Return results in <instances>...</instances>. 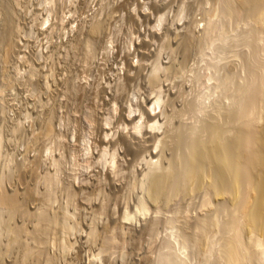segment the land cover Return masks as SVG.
Instances as JSON below:
<instances>
[{
  "label": "rangeland",
  "instance_id": "374dc122",
  "mask_svg": "<svg viewBox=\"0 0 264 264\" xmlns=\"http://www.w3.org/2000/svg\"><path fill=\"white\" fill-rule=\"evenodd\" d=\"M227 2L226 0L225 1L224 0H48V2L46 0H0V55H1L0 59L3 61L2 62L0 60V143H1V146H0L1 147L0 148L1 149L0 150V153H1L0 154L1 155L0 156V159H1L0 161V191H2L1 193L4 192L3 195L5 194V197L7 199L13 200L16 197L17 198L19 197L18 200L17 198L15 199L16 202L14 201L18 206V211L15 212V215H12L13 217L12 216L9 217L10 215L8 216V214L10 213L7 211H4L5 212V215H4L3 212H1L4 209L0 211L2 215L4 216L3 217L0 213V216L4 218L3 219L2 217H0L1 218L0 219V235L1 236L3 235V238L0 237L1 238L0 239V257H1L0 264H36V263L37 264H49V263L50 264H156L155 258L157 259V256H158L157 250H159L162 244L161 242H163L161 240H163L164 234L162 235V233H164L165 225L162 224L164 226L162 227L161 225L160 227V225L158 224L160 228L159 227L157 228L158 225L156 226V228L155 227L154 228L157 230L158 229L160 230L159 231L155 229L152 230L151 227L149 226V221L151 218H157L158 221H161L163 223L164 221H166L164 219H167V217L169 218L168 215H170V218H171V214L172 216H174L173 211L175 209H179V206L178 208H175V206L178 205L177 203L180 201L179 199L181 197L176 199L178 200V202H175V199L174 200L170 199L168 201L169 204L164 201L161 204L156 203L159 206L152 203V201L151 203L149 202L150 204H154L152 205V210H151V212L153 211L152 212L153 215L151 212H149L150 215L148 214L149 216H146L147 217L146 219L145 218L142 219L140 226L139 224H136L134 222H127V221H123V219L118 218L120 217V215H118L120 214L119 212L122 211V210L121 211H118V210L124 209L125 203L127 202V200L126 202H124L123 200L124 196H126L127 193H129L128 192L130 190L129 188H131L133 180H135L134 178H136V176L134 177V175H129V176L128 175H124V176L117 175L116 177H110L111 179L107 181V179H105L102 175H98L99 173L97 172L100 171L98 170L99 167H97L98 166L97 164H95L96 166L93 164L95 163V160L97 158L96 154L99 153L100 151V149L98 148L99 146L98 140L104 139L103 136L107 132L108 136L111 135V137H112V134L114 133L113 138L109 139L110 142L112 140L117 141L119 137L126 132V130L123 129L124 120L121 114H122V111L123 112L125 111L123 109L127 108V105L130 101L128 99H131L132 97V90H129V88L130 89H133L134 87L137 88L136 90L139 91V92L137 91V94L139 97L137 99L138 101L137 104L140 103L141 106L142 105L144 107L147 106L143 104V100L145 98L152 99L153 97L152 93L150 92L152 90L150 78L153 73V69L155 67H158L161 70V71H156L155 74L157 75V78H160L158 80L161 85L159 84L160 87L158 86L157 89L160 88L162 91V96H161L162 97L161 99L163 102L162 107H164V105L166 104L164 108L161 107L162 110L157 109V112H159L160 110L163 111V112H160V114H158L160 118L159 122L161 126H163L162 129L159 131L160 135L164 136L166 134V138H167V136L171 135L172 133L171 135L172 139H170L171 137L169 139L172 141L176 140L175 143L177 145L180 141L179 138L182 137L183 134H185L183 136L188 137L189 139V135L191 134L193 129L199 128L204 122H206L207 120L211 118V116H213L212 114H216V112L219 111L221 115L220 119L222 120V122L224 121L225 119L224 116L226 115V111L227 109H230V106H229L230 102L228 101V99H226L227 96L224 97L223 93L225 95H228L229 93H231V95L229 94L228 97L229 96L235 97L236 96L235 93L237 92V87H239V85L241 84H244V81H246L247 79L249 68L252 66V64H254V62H255L254 65H256V61L254 60L255 59L257 60V58L258 60L260 59L264 60V51H263L264 49H262L264 48V45H263L264 42H260V41H263L264 38L259 37L262 35H258L257 25L252 19L250 20L248 16H241L237 18L233 17L230 19V17L228 15H225V12H224L225 10L224 6L227 5ZM45 3H47L48 5ZM159 5L162 7V10L160 9L162 13L161 11H158L160 8ZM44 6H46V8ZM219 9L223 11H220ZM216 11H219V12L216 13ZM47 14L49 15L48 17H47ZM161 14H162V18L164 19L160 24H158L157 20L159 16H161ZM46 17L48 18L49 21L45 23V25H43L44 24L43 19L45 20ZM244 18L246 21H244ZM210 20L215 21L216 26L220 28V29L218 28L217 29L219 30V33L221 34V36L224 37L222 40L220 41L215 40L214 42L211 41L212 42L211 43L206 38L204 34L205 33L204 25L206 24L205 22H209ZM95 25H99L98 30H97L98 32L97 31L93 32L92 27H95ZM227 25H228V28H227ZM203 28L204 30H202ZM225 30H228L230 33H228V31H225ZM4 34H6L5 38H4ZM202 34L204 35V37ZM247 34H250V35L248 36ZM11 37H13V39H11ZM187 37H189L191 40L187 41L188 39ZM252 37L254 40L252 39ZM259 38L260 40H257ZM204 39H207L208 41ZM87 41H89L90 43ZM239 41H242V42H239ZM187 42L189 43V45ZM93 44H96V45H93ZM202 45L204 49L202 48ZM254 45L258 47H254ZM186 47H188V49ZM224 47H225V50H224ZM9 48L10 50H8ZM94 49L95 51H93ZM185 49H187V51ZM204 50L206 51L204 52ZM11 52H13L12 55H11ZM94 52L96 53V55ZM220 52H222L223 54ZM106 56L107 58L105 59ZM93 57L95 58L97 57V58L95 59ZM86 59L87 60L89 59L88 62ZM92 60L93 62L91 63ZM129 62L130 63L133 62L132 63L133 67L141 68L140 72L142 73L140 75L143 74L141 79L136 78L135 81L130 84L125 82L126 84L125 87L120 88V90H118L117 92L113 91L112 89L113 87L111 86H115L117 83H119V81H117L118 75L121 74L119 76L123 77L122 75L123 70H126V71L128 70L127 66L129 65ZM211 63L213 64L211 65ZM122 65L124 66L122 67ZM217 65H218V69L220 72L218 71L217 73L216 71V74H215V68L217 67ZM180 66H182V68ZM247 66L249 68H247ZM166 72H168V74ZM206 73H208V75ZM224 73L227 77L224 75ZM30 74H32V77ZM131 74L133 75L134 73H131ZM165 74H166V77H165ZM114 77H116L117 79ZM167 77H169V79ZM210 77H211V80H210ZM215 77L218 81H220L219 83L215 79ZM242 77L244 79H242ZM212 78H214L213 81H212ZM114 80L116 81V83ZM222 82L225 83L223 85L226 88L224 86L223 87L225 88L226 93L224 92V88H222L223 89L222 93H220L221 91L218 90L220 92H216L215 94H213L211 99L206 101L207 104L205 103L206 106L204 105L203 110L201 111L202 107L200 106H202L203 104L202 102L204 101V98H206L207 96H210V94L214 92V88L216 87V85L220 86V83L222 84ZM236 82L237 83L239 82L238 83L239 85H237ZM128 85H131V86H128ZM126 89L128 91V95H127ZM111 96H114V97H111ZM111 100H112V103H111ZM124 102H126V104ZM107 105H109V107ZM207 105L209 106L207 107ZM121 106H123V109ZM227 106L228 108H225ZM165 108H166V111L164 110ZM189 109H190V112H189ZM187 112H189V114ZM162 113H163V116H162ZM137 114L139 115V113ZM121 116L122 118H120ZM203 118H204V121H203ZM107 119H110V120H107ZM108 121H111L112 124H110L111 122H108ZM119 124H121L122 126ZM192 124H194L193 125L194 128ZM105 125H106V128H105ZM189 127H191L192 129L191 128L189 129ZM186 128H188L189 130ZM107 129H110V130H107ZM180 132H181V135H180ZM176 133L178 134L177 135L178 137L176 139H173L176 137ZM173 135H175V137H173ZM166 138H164L165 140L163 139L164 142L168 140ZM188 139L186 138L185 140H183V142L184 141L187 142ZM86 140L89 141L87 144L88 146L86 145V142H85ZM170 140L165 142V143H168V147H166L168 151L171 150L168 152L170 155L167 153V149L165 150L163 154V156H165V159L169 157L172 158L173 155H174L173 158H175L178 154L177 153L178 151H180L179 153H182L183 151L181 150H184L183 149L184 146L181 144L182 140L180 142V145H182L180 146L182 148V149L180 148L181 150H178L179 147L176 145H173L175 143ZM93 142L97 144H94ZM112 142H115V141H112ZM164 142L161 145L162 147L159 146L161 150L163 149V145L165 144ZM147 145H151V144L146 143V147ZM121 147L123 146H118L119 148L118 151L120 153H122L124 150L123 149L124 147L123 148ZM86 148H88L87 149L88 151H85ZM90 148L92 149V151ZM43 150H45L46 152L45 151L43 152ZM171 152H174V153L171 154ZM87 153L89 154V156ZM84 158L87 159L86 163H85L86 160H84ZM88 160L89 162L90 161L91 162L88 163ZM40 161L42 164L40 163ZM87 163L90 165L92 164L91 168L89 167L90 168L89 170L86 169V167L90 166ZM1 166H4V168ZM16 166L17 168H15ZM83 167L86 169V171H84L85 169ZM39 168L42 169V171H38L40 170ZM96 168H97V172H96ZM3 172L4 174H2ZM22 173L23 175H21ZM53 174H55L57 177L54 176ZM14 175H16L17 177ZM45 176H48L47 178L50 177L49 179L53 178L56 180L57 178L58 182L57 180L56 182L59 183L57 186L58 187L61 186L60 187L61 189L63 188L70 189L71 187V191H72L73 186L77 187V190L75 191H78V194H76L77 197L75 196L77 199L74 198L75 200L74 204H76L75 206L78 209L77 213L76 212L75 213L78 214L79 212L78 216L80 217L79 219L76 220L77 221L76 224L80 228V230L82 229L81 231L83 232L79 231L75 233L76 236H73V237L70 236L68 243L70 242L69 243V245H71L70 250L72 251L69 250L68 254L66 255L68 258L64 254L62 255L63 253L62 251L61 253L59 252L60 248L59 250H57L58 249L57 247L59 245L58 243H54L53 241L55 240V236L52 233V232L55 233V229H53L55 227V224L53 223V221L51 223V225L54 224L53 226L49 225L50 223L49 220H47L48 222L46 224H45L46 221L43 222L45 226V227L43 226L45 231L44 230L42 231L40 229L36 230L37 226H36L35 218H38L39 216H41L40 214H42L43 212L46 213V211H48L47 213L50 214V212L52 211L55 212L56 210H57L56 213L53 212L50 214L51 217L55 218L54 214L56 215L60 214V212L58 213V210L60 211V208H59L60 206H58L59 201L55 199L54 204L52 203L51 205V202L47 200V197L43 194L45 193V184H44L45 181L44 180H47ZM99 176H101V178ZM97 177L101 179V182L99 181L100 179ZM104 181L109 182V183H106V182L103 183ZM112 183L113 185H111ZM129 183L131 185L130 187H129ZM36 187H37V190H36ZM76 187L74 189H76ZM97 188H100V189H97ZM119 188L123 189V191L122 190L119 191ZM96 189H97V192L95 193ZM124 191L125 192L127 191L126 194ZM99 193L101 196L97 197V194L99 196ZM122 193L125 195H122ZM31 195L34 197H32ZM118 197L121 199V201ZM91 198H94V200ZM45 200L47 201L48 206L46 205ZM182 200L183 201L187 200V201L183 202ZM182 200H181L182 202H181L180 207L183 206L182 203H187L189 201V199L187 198L186 199L183 198ZM17 201L20 203L18 204ZM170 201H172L173 203ZM128 202L130 203V206L131 205L133 206V200L132 201L128 200ZM160 202L161 201H159V203ZM22 203H24V205ZM38 203L41 208L38 206ZM98 203L105 206L104 209L106 210L103 209V211L104 213H106V215H103L101 218L98 219L99 221L101 220L100 223L99 221H96L95 223V225L96 224L97 225L95 226L94 230L98 232V233L95 232V240L93 241L91 239L87 240V235L89 237V234L87 233H89L90 228L93 227V226H90V227L88 226L92 224L91 220H89L88 214L89 213L91 214L92 212H93L92 214H94L96 212L95 210L98 211L99 208L103 207L99 205ZM114 203L115 205H113ZM164 203H166L169 208ZM106 205L107 206L109 205V206L106 207ZM51 206H52V209H51ZM163 208L165 209L167 208V209L163 210ZM40 209L43 212H41ZM157 209H159L160 211ZM170 209L171 210L173 209V210L171 211ZM156 210L160 212L161 214H159L158 212L156 213L155 212ZM117 211H118V214H116ZM44 213L42 215L47 216V214L44 215ZM154 214H156L157 216ZM161 215L163 218L161 217ZM5 217L6 218L9 217V218H7L6 220ZM25 218L27 219L25 220ZM46 218L50 219L49 217H46ZM109 218H112V219L110 220ZM159 218L162 219L163 221L159 220ZM9 219L12 221H10ZM119 219H120V222L122 220L123 223L118 222ZM148 219L149 221H147ZM33 222L35 223V226ZM2 223H3V226H2ZM27 223L29 224L27 225ZM79 223L80 224L82 223L83 225L82 224L79 225ZM125 223L126 225L124 226L123 224ZM142 223H146V225L145 224L143 225ZM112 224L113 226H115L114 228L110 226ZM130 224L132 227L130 226ZM10 226H12L11 227L12 230ZM106 226L108 229L106 228ZM126 226H128L130 230ZM148 226L150 229L148 228ZM3 228H4V231L2 230ZM30 228H32V230ZM109 228H110V231H107L109 230ZM113 229H116V230L113 231ZM6 230L8 231L6 232ZM35 231H38V232L40 231L39 233L40 235L38 236L37 234L38 232L36 233ZM79 233L80 235L77 236V234ZM47 234L48 235L50 234V235L48 236ZM113 235L115 237L114 242H112ZM17 236H20V237H17ZM31 236H33V238ZM77 237H79V239ZM102 239H104V241ZM106 239L109 241L106 242L107 241ZM96 240H98L99 242ZM116 240L118 241L116 242ZM100 241L102 243H105V245L102 244ZM110 241L111 243H109ZM74 242H75V245H74ZM112 243L114 244L116 243V244L114 245ZM56 244H57V247H55ZM95 244L98 245V247H95L96 246ZM107 244L109 245L112 244V245H110L109 247V245ZM42 245L43 247H41ZM92 245H94V247H92ZM100 246L101 247L108 246L107 248L109 249L104 250V251H107L103 253L105 255L103 254H101L100 256L98 255L101 251ZM35 249H37V252ZM112 249H115L114 250L115 253L113 252ZM27 250L30 252H28ZM44 250H47V251H44ZM52 260L53 262H51Z\"/></svg>",
  "mask_w": 264,
  "mask_h": 264
},
{
  "label": "bare ground",
  "instance_id": "6f19581e",
  "mask_svg": "<svg viewBox=\"0 0 264 264\" xmlns=\"http://www.w3.org/2000/svg\"><path fill=\"white\" fill-rule=\"evenodd\" d=\"M48 2V0H46ZM225 1V0H224ZM228 1V2H227ZM220 2V1H219ZM227 5L224 7L225 15H228L231 18H237L241 16H248L250 20L252 19L255 24L257 25L258 29V35L261 38H264V0H226ZM50 3V2H49ZM47 4V3H45ZM44 4V5H45ZM226 4V3H225ZM48 5V4H47ZM221 5V4H220ZM223 5V4H222ZM160 6V5H159ZM227 6V7H226ZM42 7V6H41ZM46 8V6H44ZM158 7V6H156ZM227 8V9H226ZM155 9V8H154ZM162 7L160 6L158 11H161ZM169 9V8H168ZM218 9V8H216ZM156 10V11H157ZM220 11H223L219 9ZM47 11V10H46ZM49 11V10H48ZM155 11V10H154ZM164 12V11H163ZM214 12V11H213ZM219 11H216L218 13ZM223 12V13H224ZM49 13V12H48ZM158 13V12H157ZM162 13V11H161ZM215 13V14H216ZM160 14V13H159ZM169 14V12H168ZM218 15V14H217ZM223 15V16H225ZM49 15L47 14V17ZM70 16V15H69ZM158 16V15H157ZM164 16V15H163ZM214 16V15H212ZM46 17V19H43V22L47 23L49 20ZM219 17V16H218ZM247 17V18H248ZM158 18V17H157ZM215 18V17H214ZM224 18V17H223ZM222 18V19H223ZM227 18V17H226ZM243 18V17H242ZM50 19V18H49ZM164 18L159 16L157 23L160 24L163 21ZM208 19V18H207ZM210 19V18H209ZM156 20V19H155ZM181 20V19H180ZM212 20V19H211ZM209 21L205 22V36L206 38L211 42L215 40H222L224 37L221 36L219 33L220 28L216 26L215 21ZM65 21V20H64ZM71 21V19H70ZM224 21V20H223ZM228 21V20H227ZM232 21V20H231ZM244 21L245 18H244ZM63 22V21H62ZM234 22V20H233ZM237 22V21H236ZM240 22V21H239ZM66 23V22H64ZM101 23V22H100ZM219 23V22H218ZM226 23V22H225ZM242 23V22H241ZM249 23V22H247ZM251 23V22H250ZM221 24V23H220ZM223 24V23H222ZM65 25V24H64ZM63 25V26H64ZM78 25V24H77ZM177 25V23H176ZM198 25V24H197ZM237 25V24H236ZM252 25V24H251ZM9 26V25H8ZM67 26V25H66ZM72 26V25H71ZM173 26V25H172ZM225 26V25H224ZM253 26V25H252ZM41 27V26H40ZM68 27V26H67ZM73 27V26H72ZM99 25H95L93 28V32L98 30ZM81 28V27H80ZM218 28V29H217ZM228 28V25H227ZM231 28V27H230ZM253 28V27H252ZM11 29V28H10ZM69 29V28H67ZM82 29V28H81ZM101 30V29H100ZM204 30V28L202 29ZM254 30V29H253ZM11 31V30H10ZM67 31V30H66ZM90 31V30H89ZM92 31V29H91ZM228 31V30H225ZM8 32V31H6ZM5 32V33H6ZM74 32V31H73ZM98 32V31H97ZM221 32V30H220ZM254 32V31H253ZM12 33V32H11ZM65 33V32H64ZM63 33V34H64ZM201 33V32H200ZM203 33V32H202ZM224 33V31H223ZM228 33H230L228 31ZM7 34V33H6ZM4 34V38L6 37ZM69 34V33H68ZM73 34V33H71ZM91 34V33H90ZM8 35V34H7ZM11 35V34H10ZM76 35V34H74ZM203 35V34H202ZM223 35V34H222ZM248 36L250 34H247ZM70 36V35H69ZM72 36V35H71ZM90 36V35H89ZM224 36V35H223ZM252 36V35H251ZM8 37V36H7ZM204 37V35H203ZM10 38V37H9ZM74 38V37H73ZM187 41L191 40L189 37H187ZM201 38V37H200ZM219 38V39H218ZM247 38V37H246ZM249 38V37H248ZM13 39V37H11ZM91 39V38H90ZM96 39V38H95ZM199 39V38H198ZM204 39V40H207ZM253 39V37H252ZM8 40V39H7ZM78 40V39H77ZM207 40V41H208ZM246 40V39H245ZM254 40V39H253ZM257 40H260L257 39ZM80 41V40H79ZM12 42V40H11ZM10 42V43H11ZM75 42V41H74ZM89 42V41H87ZM242 42V41H239ZM244 42V40H243ZM257 42V41H256ZM259 42V41H258ZM260 42H264L260 41ZM5 43V42H4ZM90 43V42H89ZM94 43V42H93ZM188 43V42H187ZM190 43V41H189ZM188 43V45H189ZM204 43V42H202ZM212 43V42H211ZM87 44V43H86ZM92 44V43H91ZM90 44V45H91ZM207 44V43H206ZM210 44V43H209ZM216 44V43H215ZM221 44V43H220ZM237 44V43H236ZM247 44V43H246ZM261 44V43H260ZM6 45V44H5ZM10 45V44H9ZM8 45V46H9ZM13 45V44H12ZM96 45V44H93ZM204 45V44H203ZM202 45V48H203ZM208 45V44H207ZM257 45V44H256ZM259 45V44H258ZM264 45V43H263ZM185 46V45H183ZM217 46V45H216ZM220 46V45H219ZM226 46V45H225ZM93 47V46H92ZM104 47V46H103ZM109 47V46H108ZM215 47V46H214ZM253 47V46H252ZM254 47H258L255 46ZM7 48V46H6ZM96 48V47H95ZM107 48V47H106ZM188 49V47H186ZM207 48V47H206ZM213 48V47H212ZM223 48V47H222ZM12 49V48H11ZM88 49V48H87ZM97 49V48H96ZM104 49V48H103ZM187 49H185L187 51ZM204 49V48H203ZM210 49V48H209ZM218 49V47H217ZM264 49V48H262ZM2 50V49H1ZM7 50V49H6ZM10 50V48L8 49ZM43 50V49H41ZM92 50V49H91ZM107 50V49H106ZM111 50V49H109ZM221 50V49H220ZM225 50V47H224ZM223 50V51H224ZM257 50V49H256ZM95 51V49L93 50ZM98 51V50H97ZM206 50H204L205 52ZM211 51V50H210ZM222 51V50H221ZM254 51V50H253ZM264 51V50H263ZM6 52V51H5ZM4 52V53H5ZM43 52V51H42ZM41 52V53H42ZM85 52V51H84ZM87 52V51H86ZM90 52V51H88ZM106 52V51H105ZM108 52V51H107ZM185 52V51H184ZM201 52V51H200ZM214 52V51H212ZM257 52V51H256ZM255 52V53H256ZM7 53V52H6ZM13 52H11L12 55ZM95 53V52H94ZM216 53V52H215ZM222 53V52H220ZM260 53V52H259ZM262 53V52H261ZM46 54V53H45ZM85 54V53H84ZM87 54V53H86ZM106 54V53H105ZM201 54V53H200ZM205 54V53H204ZM212 54V53H211ZM223 54V53H222ZM221 54V55H222ZM93 55V54H92ZM96 55V53H95ZM108 55V54H107ZM141 55V54H140ZM183 55V54H182ZM186 55V54H185ZM215 55V54H214ZM219 55V54H218ZM251 55V53H250ZM259 55V54H258ZM1 56V55H0ZM122 56V55H120ZM187 56V55H186ZM240 56V55H239ZM3 57V56H2ZM1 57V58H2ZM6 57V56H4ZM19 57V56H18ZM17 57V58H18ZM89 57V56H88ZM102 57V55H101ZM100 57V58H101ZM184 57V56H182ZM204 57V56H203ZM212 57V56H211ZM221 57V56H219ZM242 57V56H241ZM247 57V56H245ZM42 58V56H41ZM95 58V57H93ZM97 58V57H96ZM95 58V59H96ZM107 56L105 57V59ZM113 58V57H112ZM254 58V57H253ZM256 58V57H255ZM115 59V58H114ZM130 59V58H129ZM186 59V58H185ZM211 59V58H210ZM220 59V58H219ZM246 59V58H245ZM1 60V59H0ZM20 60V59H18ZM46 60V59H45ZM87 60V59H86ZM89 60V59H88ZM87 60V62H88ZM101 60V59H99ZM133 60V59H132ZM223 60V59H222ZM226 60V59H225ZM244 60V59H243ZM2 61V60H1ZM6 61V60H4ZM47 61V60H46ZM123 61V60H122ZM211 61V60H210ZM251 61V60H250ZM256 65L255 62L252 64V66L249 68V73L247 75L246 81H244V84L239 85L237 82V92L235 93L236 96L233 98L231 96L228 97V95H224V97L227 96L226 99L230 102L229 106L230 109H227L226 115L224 116V121L220 119L221 115L218 112L216 114H212L211 118L204 122L199 128L193 129L191 132V136L185 137L182 135L180 137L179 135V143L177 141V145L175 143L176 140L172 141L171 135H168L166 138V134L164 136L159 134V131L162 129L163 126H161L159 122V115L163 105L162 102V91L161 89H157L158 86L160 87L159 80L160 78H157V75L155 74L156 71H161L158 67H155L153 69V73L150 78V83L152 85V90L150 91L153 95L152 99H144L143 105L141 106L140 103H138L137 99L138 94L136 90L137 88H132L129 90H132V97L130 100L127 108L122 109L125 110L122 111L123 116V129L126 130V132L121 135L119 139L112 140L115 142H110L109 139L113 138L111 135L108 136V133L101 135L104 139L98 140V148L100 149L99 153L96 155V160L94 165L97 164L99 167L97 172L98 175H102L107 181H109L110 177H116L117 175H134L136 178L133 180L132 186L129 183L130 190L128 191L126 196H124V202L125 206L124 209H120L118 211L120 214H118V211L116 214L120 215V219H123V221L127 222H134L136 224H139L142 222L143 218H147L146 216H149V212L152 210V205L154 204H161L163 201L167 202L170 199H175V202H178L176 200L177 198L181 197L182 199H189L187 203H182L183 206L180 207L181 202L183 201L181 198L180 201L177 203L178 205L175 206V209L173 211V215L171 214L169 218L164 219L163 223L161 221H158L157 218H151L149 219V226L152 230L156 228V226L159 224L160 227L162 224V227L164 226V233L163 235V242L159 243L161 244L158 251V256L156 260V264H264V60H257ZM3 62V61H2ZM43 62V61H42ZM93 60L91 61V63ZM95 62V61H94ZM127 62V61H126ZM212 62V61H211ZM48 63V62H47ZM125 63V62H124ZM133 63V62H132ZM129 62V65L127 66L128 70H123V77L118 75L119 83H117L113 87V91L117 92L120 90V88L125 87V82L130 84L135 81V79H141L142 75H140L142 72L141 68H135L133 67V64ZM220 63V62H219ZM247 63V62H246ZM44 64V63H43ZM97 64V63H96ZM100 64V63H98ZM139 64V63H138ZM137 64V65H138ZM207 64V63H206ZM213 63H211L212 65ZM245 64V63H244ZM249 64V63H248ZM92 65V64H91ZM95 65V64H94ZM135 65V64H134ZM228 65V64H226ZM2 66V65H1ZM98 66V65H97ZM100 66V65H99ZM118 66V65H117ZM116 66V67H117ZM124 65H122L123 67ZM156 66V64H155ZM183 66V65H182ZM182 66H180L182 68ZM205 66V65H204ZM210 66V65H209ZM216 66V65H215ZM245 66V65H244ZM121 67V68H122ZM231 67V66H230ZM98 68V67H97ZM96 68V69H97ZM126 68V67H125ZM126 68V69H127ZM202 68V67H201ZM208 68V67H207ZM210 68V67H209ZM212 68V67H211ZM232 68V67H231ZM246 68V70H247ZM99 69V68H98ZM115 69V68H114ZM120 69V68H119ZM158 69V70H157ZM218 65L215 68V74L216 71L218 73L219 69ZM223 69V68H222ZM226 69V68H225ZM230 69V68H229ZM173 70V69H172ZM208 70V69H207ZM213 70V69H212ZM224 70V69H223ZM126 71V72H125ZM166 71V70H165ZM200 71V69H199ZM198 71V72H199ZM231 71V70H230ZM113 72V71H112ZM118 72V71H117ZM120 72V71H119ZM144 72V71H143ZM152 72V71H151ZM197 72V73H198ZM208 72V71H207ZM210 72V71H209ZM214 72V71H213ZM220 72V71H219ZM122 73V71H121ZM131 73H134L133 75ZM168 74V72H166ZM205 73V72H204ZM203 73V74H204ZM226 73V72H225ZM224 73V75H225ZM202 74V75H203ZM208 75V73H206ZM214 74V73H213ZM32 77V74H30ZM50 75V74H49ZM112 75V74H111ZM163 75V74H162ZM223 75V74H222ZM237 75V73H236ZM150 76V75H149ZM159 76V75H158ZM172 76V75H171ZM200 76V75H199ZM210 76V75H209ZM226 76V75H225ZM240 76V75H239ZM30 77V76H29ZM111 77V76H109ZM117 77V76H116ZM114 77V78H116ZM139 77V78H138ZM166 77V74H165ZM213 77V76H211ZM210 77V80H211ZM218 77V75H217ZM227 77V76H226ZM238 77V76H237ZM148 78V77H147ZM169 79V77H167ZM205 78V77H204ZM234 78V76H233ZM241 78V77H240ZM245 78V76H244ZM242 77V79H244ZM117 79V78H116ZM115 79V80H116ZM163 79V78H162ZM203 79V77H202ZM214 78H212L213 81ZM216 79V77H215ZM227 79V78H226ZM232 79V78H230ZM46 80V79H45ZM51 80V79H50ZM105 80V79H104ZM114 80V81H115ZM165 80V79H164ZM172 80V79H171ZM217 80V79H216ZM220 80V79H219ZM222 80V79H221ZM225 80V79H224ZM228 80V79H227ZM163 81V80H162ZM168 81V80H167ZM218 81V80H217ZM232 81V80H231ZM104 82V81H103ZM137 82V81H136ZM146 82V81H145ZM149 82V81H147ZM165 82V81H164ZM170 82V81H169ZM197 82V81H196ZM207 82V81H206ZM205 82V83H206ZM209 82V81H208ZM220 81H218L219 83ZM225 82V81H223ZM220 83V86L216 85L214 88V92L210 94V96H205L204 101L202 102V109L205 105L206 101L211 99L213 94L216 92L222 93L225 86ZM116 83V81H115ZM201 83V82H200ZM217 83V84H218ZM228 83V82H227ZM241 83V82H240ZM103 84V83H102ZM113 84V83H112ZM149 84V83H148ZM160 84V85H159ZM164 84V83H163ZM207 84V83H206ZM234 85V84H233ZM131 86V85H128ZM135 86V85H134ZM205 86V85H204ZM207 86V85H206ZM213 86V85H212ZM224 86V87H223ZM228 86V85H226ZM231 86V85H229ZM107 87V86H106ZM234 87V86H233ZM232 87V88H233ZM115 88V90H114ZM203 88V87H201ZM205 88V87H204ZM213 88V87H212ZM226 88V87H225ZM224 88V92L226 93ZM208 89V88H207ZM125 90V89H124ZM206 90V89H205ZM211 90V89H210ZM220 90V91H218ZM228 90V89H227ZM233 90V89H231ZM123 91V90H121ZM120 91V93H121ZM127 91V89H126ZM105 92V91H104ZM111 92V91H110ZM109 92V93H110ZM114 92V93H115ZM125 92V91H124ZM139 92V91H138ZM229 92V91H228ZM100 93V92H99ZM119 93V92H118ZM199 93V92H198ZM205 93V92H204ZM233 93V92H232ZM104 94V93H103ZM106 94V93H105ZM108 94V93H107ZM202 94V93H201ZM234 94V93H233ZM117 95V94H116ZM119 95V94H118ZM123 95V94H122ZM128 95V91H127ZM151 95V96H152ZM219 95V94H217ZM97 96V95H96ZM100 96V95H99ZM106 96V95H105ZM110 96V95H109ZM115 96V95H114ZM111 96V97H114ZM121 96V95H120ZM130 96V95H129ZM141 96V94H140ZM150 96V95H149ZM221 96V95H220ZM103 97V96H102ZM116 97V96H115ZM119 97V96H118ZM128 97V96H127ZM126 97V98H127ZM195 97V96H194ZM193 97V98H194ZM200 97V96H199ZM222 97V96H221ZM220 97V98H221ZM201 98V97H200ZM103 99V98H102ZM108 99V98H107ZM117 99V98H116ZM120 99V98H119ZM124 99V98H123ZM198 99V98H197ZM203 99V98H202ZM126 100V99H125ZM127 100V101H128ZM140 100V99H139ZM142 100V99H141ZM194 100V99H192ZM191 100V101H192ZM214 100V99H213ZM118 101V100H117ZM115 102V101H114ZM113 102V103H114ZM196 102V101H194ZM227 102V101H226ZM109 103V102H107ZM112 103V100H111ZM121 103V102H119ZM126 104V102H124ZM198 103V102H197ZM196 103V104H197ZM219 103V102H218ZM123 104V103H122ZM121 104V105H122ZM189 104V103H188ZM194 104V103H193ZM207 104V103H206ZM112 105V104H111ZM117 105V104H116ZM221 105V104H220ZM227 105V104H226ZM109 107V105H107ZM106 106V107H107ZM119 106V105H118ZM141 106V107H140ZM152 106V107H151ZM196 106V105H195ZM206 106V105H205ZM209 105H207L208 107ZM213 106V105H212ZM215 106V105H214ZM222 106V105H221ZM234 106V107H233ZM105 107V106H104ZM125 107V106H124ZM148 107V108H147ZM151 107V108H150ZM162 107V108H161ZM167 107V106H166ZM220 107V106H219ZM223 107V106H222ZM221 107V108H222ZM114 108V107H113ZM111 108V109H113ZM170 108V106H169ZM168 108V109H169ZM187 108V107H186ZM197 108V107H196ZM225 108H228L225 107ZM110 109V110H111ZM115 109V108H114ZM121 109V110H122ZM157 109H161L159 112H157ZM205 109V108H204ZM212 109V108H211ZM106 110V109H105ZM166 111V108L164 109ZM188 110V109H187ZM214 110V109H213ZM219 110V109H218ZM112 111V110H111ZM196 111V110H195ZM217 111V109H216ZM221 111V110H220ZM4 112V111H3ZM6 112V111H5ZM115 112V110H114ZM121 112V111H120ZM190 112V109H189ZM189 112H187L189 114ZM193 112V111H192ZM7 113V112H6ZM112 113V112H111ZM139 113V115L137 114ZM206 113V112H205ZM214 113V112H212ZM114 114V113H113ZM137 114V115H136ZM191 114V113H190ZM198 114V113H197ZM6 115V114H5ZM106 115V113H105ZM104 115V116H105ZM206 115V114H205ZM218 115V116H217ZM103 116V117H104ZM112 116V115H111ZM115 116V115H113ZM122 116L120 118H122ZM163 116V113H162ZM161 116V117H162ZM192 116V115H191ZM110 117V116H109ZM200 117V116H199ZM205 117V116H204ZM210 117V116H208ZM207 117V118H208ZM196 118V117H195ZM194 118V119H195ZM102 119V118H101ZM110 120V119H107ZM118 120V119H117ZM199 120V119H198ZM119 121V120H118ZM202 121V120H201ZM204 121V118H203ZM101 122V121H99ZM111 122V121H108ZM107 122V124H108ZM114 122V120H113ZM222 122V123H221ZM117 123V122H116ZM104 124V123H103ZM106 124V123H105ZM106 124V125H107ZM112 124V122L110 123ZM118 124V123H117ZM122 124V123H121ZM119 124V125H121ZM196 124V122H195ZM105 125V128H106ZM194 124H192L193 126ZM200 125V124H199ZM118 126V125H117ZM122 126V125H121ZM18 127V125H17ZM20 127V126H19ZM120 127V126H119ZM196 127V126H195ZM104 128V129H105ZM191 127H189L190 129ZM194 128V126H193ZM21 129V128H20ZM49 129V128H47ZM118 129V128H116ZM188 129V128H186ZM188 129V130H189ZM192 129V128H191ZM18 130V129H17ZM110 130V129H107ZM106 130V131H107ZM169 130V129H168ZM181 130V129H180ZM179 130V131H180ZM20 131V130H19ZM50 131V130H49ZM172 131V130H170ZM187 131V130H185ZM110 132V131H109ZM121 132V131H120ZM50 133V132H49ZM169 133V131H168ZM175 133V132H174ZM184 133V132H183ZM116 135V134H115ZM176 133L173 135V139H176L178 136ZM17 136V135H16ZM100 136V135H99ZM187 136V135H186ZM73 137V136H72ZM171 137V138H170ZM168 139L167 141H172L179 147L178 150H181L182 148L180 146H184L182 153H179L180 151H176L178 154L175 158L169 157L165 159V156H163L165 150L168 147V143H165L167 141H163V139ZM170 138V139H169ZM182 138V139H181ZM183 138H187V142L183 140ZM87 139V137H86ZM85 140V139H84ZM83 140V141H84ZM90 140V139H88ZM88 140H86V145L88 144ZM165 140V139H164ZM178 140V139H177ZM182 140V142H181ZM82 141V142H83ZM97 141V139H96ZM84 142V144H85ZM163 142L166 144L163 145V149L161 150L160 147L163 144ZM180 142L182 145H180ZM186 142V143H185ZM94 143V142H93ZM146 143H150L151 145H147ZM184 143V144H183ZM90 144V143H89ZM97 144V143H94ZM171 144V143H170ZM92 145V144H91ZM1 146V143H0ZM88 146V145H87ZM93 146V145H92ZM90 146V147H92ZM96 146V147H97ZM118 146H123V152L120 153L118 151ZM175 146V147H176ZM177 147V148H178ZM1 148V147H0ZM120 148V150H121ZM160 150H159V149ZM181 148V149H180ZM57 149V148H56ZM59 149V148H58ZM88 148H86L85 151ZM91 149V148H90ZM174 149V148H173ZM1 150V149H0ZM48 150V149H47ZM97 150V148H96ZM159 150V152H158ZM175 150V149H174ZM45 150H43L44 152ZM50 151V150H49ZM58 151V150H57ZM92 151V149H91ZM94 151V150H93ZM171 151V150H169ZM167 149V153L169 152ZM46 152V151H45ZM95 152V151H94ZM175 152V153H176ZM174 152H171V154ZM1 154V153H0ZM43 154V153H41ZM51 154V153H50ZM86 154V153H85ZM88 154V153H87ZM92 154V152H91ZM94 154V153H93ZM169 154V153H168ZM180 154V155H179ZM167 155V154H166ZM170 155V154H169ZM1 156V155H0ZM49 156V155H48ZM85 156V155H84ZM89 156V154H88ZM95 157V156H94ZM168 157V156H167ZM42 158V157H41ZM45 159V158H44ZM47 159V158H46ZM50 159V158H49ZM85 163L87 162V159L84 158ZM90 160V159H89ZM88 160V163H90ZM94 160V159H93ZM1 161V159H0ZM4 163V162H3ZM2 163V165H3ZM41 163V161H40ZM39 163V164H40ZM87 163V164H88ZM42 164V163H41ZM45 164V163H44ZM86 165V164H85ZM90 165V164H88ZM92 165V164H91ZM91 165L86 167L87 170L91 168ZM96 166V165H95ZM4 168V166H1ZM85 167V166H84ZM83 167V168H84ZM90 167V168H89ZM11 168V167H10ZM17 168V166L15 167ZM20 168V167H19ZM18 168V169H19ZM32 168V166H31ZM44 168V167H43ZM93 168V167H92ZM9 169V168H8ZM23 169V168H22ZM40 169V168H39ZM85 169V168H84ZM86 169L84 171H86ZM7 170V169H6ZM36 170V169H35ZM93 170V169H92ZM91 170V171H92ZM17 171V170H16ZM23 171V170H21ZM27 171V170H26ZM34 171V170H33ZM42 171V169L38 170ZM57 171V170H56ZM83 171V170H82ZM95 171V170H94ZM29 172V171H28ZM51 172V171H50ZM58 172V171H57ZM95 172V173H96ZM7 173V172H6ZM5 173V174H6ZM10 173V172H9ZM14 173V172H13ZM17 173V172H16ZM25 173V172H24ZM56 173V172H55ZM59 173V172H58ZM83 173V172H82ZM94 173V172H93ZM4 174V172L2 173ZM34 174V173H33ZM38 174V173H37ZM40 174V173H39ZM51 174V173H50ZM19 175V174H18ZM23 175V173L21 174ZM27 175V174H26ZM25 175V177H26ZM30 175V173H29ZM56 176L55 174H53ZM51 175V176H53ZM88 175V174H86ZM95 175V174H94ZM13 176V175H12ZM16 176V175H14ZM36 176V175H35ZM41 176V175H40ZM49 176V175H48ZM48 176H45L46 178ZM97 176V174H96ZM4 177V176H3ZM17 177V176H16ZM19 177V176H18ZM24 177V176H23ZM39 177V176H38ZM57 177V176H56ZM101 178V176H99ZM97 177V178H99ZM31 178V177H29ZM50 178V177H49ZM45 181V193H42L47 197V200H49L54 204V200H58V206H60V211L58 210V213L60 214L56 215L54 214L55 218L51 217L50 212L48 214L44 213L41 209V212L44 213V215L47 214V216H39L38 218H35L36 222V230H44V223L50 221L49 225H51L52 221L55 224V233L52 232L55 236L54 243H58L55 245L62 255L65 256L68 254L71 245H69L68 240L70 236H76L75 233L81 231L80 228L77 226V219H79L80 216H78L76 204H74V198H76V194H78L77 187L73 186V190L71 191L72 185H70V189L63 188L61 189L57 185L59 183L57 178V182L55 179L51 178ZM55 178V177H54ZM59 178V177H58ZM99 178V179H100ZM132 178V177H131ZM8 179V178H7ZM13 179V177H12ZM16 179V178H15ZM23 179V178H22ZM25 179V178H24ZM27 179V178H26ZM35 179V177H34ZM42 179V178H41ZM40 179V180H41ZM130 179V178H129ZM133 179V178H132ZM37 180V179H36ZM97 180V179H96ZM11 181V180H10ZM24 181V180H23ZM101 182V179L99 180ZM103 181V179H102ZM117 181V180H116ZM16 182V181H15ZM30 182V181H29ZM37 182V181H36ZM35 182V183H36ZM104 181L103 183H105ZM112 182V181H111ZM130 182V180H129ZM132 182V181H131ZM26 183V182H25ZM40 183V182H39ZM42 183V184H43ZM61 183V182H60ZM109 183V182H106ZM19 184V182H18ZM22 184V183H21ZM38 184V183H37ZM41 184V185H42ZM69 184V183H68ZM73 184V183H71ZM98 184V183H97ZM62 185V184H61ZM67 185V184H65ZM64 185V186H65ZM101 185V184H99ZM113 185V183L111 184ZM16 186V185H15ZM25 186V185H24ZM37 186V185H36ZM43 186V185H42ZM63 186V185H62ZM98 186V185H97ZM104 186V185H103ZM128 186V185H127ZM19 187V186H18ZM68 187V186H67ZM95 187V186H94ZM107 187V186H106ZM104 187V188H106ZM26 188V187H25ZM40 188V187H39ZM96 188V187H95ZM103 188V187H102ZM108 188V187H107ZM27 189V188H26ZM44 189V188H43ZM92 189V188H91ZM100 189V188H97ZM97 189L95 193L97 192ZM37 190V187H36ZM94 190V189H93ZM104 190V189H103ZM123 189L119 188V191ZM40 191V190H39ZM92 191V190H91ZM102 191V190H101ZM121 191V192H122ZM0 191V211L4 209L3 214L5 215L4 211L9 212V217L12 215H15V212L18 211V206L15 203L16 198L7 199L5 197V194L1 193ZM37 192V191H36ZM81 192V190H80ZM99 192V191H98ZM108 192V191H107ZM125 192V191H124ZM127 192V191H126ZM125 192V194H126ZM86 193V192H85ZM117 193V192H116ZM115 193V194H116ZM39 194V193H38ZM106 194V193H105ZM112 194V193H111ZM122 193V195H125ZM28 195V194H27ZM43 195V196H44ZM104 195V193H103ZM102 195V196H103ZM118 195V194H117ZM11 196V195H9ZM14 196V195H13ZM32 196V195H31ZM30 196V197H31ZM76 196V197H75ZM97 194V197H100ZM106 196V195H105ZM104 196V197H105ZM110 196V194H109ZM15 197V196H14ZM29 197V198H30ZM34 197V196H32ZM44 197V198H46ZM82 197V195H81ZM91 197V196H90ZM95 197V196H94ZM103 197V198H104ZM19 198V197H18ZM17 198V200H18ZM27 198V199H29ZM87 198V197H86ZM106 198V197H105ZM110 198V197H109ZM119 198V197H118ZM22 199V198H21ZM26 199V200H27ZM39 199V198H38ZM77 199V198H76ZM94 200V198H91ZM115 199V198H114ZM120 199V198H119ZM90 200V199H89ZM97 200V199H96ZM100 200V198H99ZM111 200V199H110ZM133 200V206L131 208L130 203L128 202ZM135 200V201H134ZM182 200V201H181ZM15 201V202H14ZM20 201V200H19ZM22 201V200H21ZM46 201V200H45ZM43 201V202H45ZM48 201V202H49ZM53 201V202H52ZM121 201V199H120ZM152 203L154 204H150ZM159 201H161L159 203ZM187 201V200H186ZM183 201V202H186ZM39 202V200H38ZM41 202V201H40ZM56 202V201H55ZM78 202V201H77ZM87 202V201H86ZM85 202V204H86ZM91 202V201H90ZM95 202V201H94ZM104 202V201H103ZM102 202V203H103ZM115 202V201H114ZM118 202V200H117ZM150 202V203H149ZM172 202V201H170ZM19 204L20 202L17 201ZM26 203V201H25ZM92 203V202H91ZM97 203V201H96ZM173 203V202H172ZM180 203V204H179ZM24 205V203H22ZM45 204V203H43ZM78 204V203H77ZM95 204V203H94ZM99 204V203H98ZM119 204V203H117ZM116 204V205H117ZM121 204V203H120ZM150 204V205H149ZM156 204V205H157ZM166 206L167 204L164 203ZM163 204V205H164ZM169 204V203H168ZM185 204V205H184ZM26 205V204H25ZM47 205V201H46ZM101 205V204H99ZM115 205V203L113 204ZM124 205V203H123ZM20 206V205H19ZM39 206V203H38ZM42 206V204H41ZM48 206V205H47ZM78 206V205H77ZM103 207L99 208V210H95L96 212L94 214H88L89 220H91L92 224L88 225L93 226L89 230V237L87 235V240L91 239L92 241L95 240V223L96 221H99L98 219L101 218L103 215H106L104 213L103 209L105 208L104 205H101ZM109 206V205H108ZM106 205V207H108ZM119 206V205H118ZM151 206V208H150ZM159 206V205H157ZM170 206V205H169ZM40 207V206H39ZM91 207V206H89ZM96 207V206H95ZM123 207V206H122ZM121 207V208H122ZM168 207V206H167ZM171 207V206H170ZM41 208V207H40ZM50 208V206H49ZM48 208V209H49ZM56 208V207H55ZM58 208V209H59ZM79 208V207H78ZM93 208V207H92ZM161 208V207H160ZM169 208V207H168ZM6 209V210H5ZM39 209V208H38ZM46 209V207H45ZM52 209V206H51ZM83 209V208H82ZM109 209V208H108ZM114 209V208H113ZM165 208H163L164 210ZM167 209V208H166ZM165 209V210H166ZM20 210V209H19ZM55 210V209H54ZM86 210V209H85ZM106 210V209H104ZM159 210V209H157ZM155 211L156 213L158 211ZM162 210V209H161ZM162 210V211H163ZM171 210V209H170ZM169 210V211H170ZM173 210V209H172ZM171 210V211H172ZM45 211V210H44ZM50 211V210H49ZM89 211V210H88ZM91 211V210H90ZM111 211V210H109ZM108 211V212H109ZM160 211V210H159ZM0 212V213H1ZM6 212V213H7ZM57 210L54 212L56 213ZM76 212V213H75ZM107 212V211H106ZM153 212V211H152ZM151 212V213H152ZM168 212V210H167ZM20 213V212H18ZM161 214L160 212H158ZM22 214V213H21ZM20 214V215H21ZM114 214V213H113ZM149 214V215H148ZM164 214V213H163ZM166 214V213H165ZM2 215V213H1ZM19 215V216H20ZM117 215V216H118ZM153 215V213H152ZM156 215V214H154ZM3 216V215H2ZM0 216V217H2ZM7 216V215H6ZM57 216V217H56ZM109 216V215H108ZM157 216V215H156ZM155 216V217H156ZM165 216V215H164ZM4 217V216H3ZM2 217V218H3ZM7 217V218H9ZM13 217V216H12ZM17 217V216H16ZM36 217V216H35ZM46 217H51L50 219ZM151 217V216H150ZM160 217V216H159ZM162 217V215H161ZM160 217V218H161ZM6 218V217H5ZM6 218V220H7ZM24 218V217H23ZM104 218V217H103ZM159 220H162L160 219ZM163 218V217H162ZM165 218V217H164ZM1 219V218H0ZM4 219V218H3ZM27 218H25L26 220ZM30 219V218H29ZM88 219V218H87ZM110 220L112 218H109ZM120 219L118 222H120ZM10 220V219H9ZM33 220V219H31ZM115 220V219H113ZM118 220V219H117ZM12 221V220H10ZM14 221V220H13ZM79 221V220H78ZM84 221V220H83ZM81 221V222H83ZM101 221V220H100ZM99 221V223H100ZM121 220L120 223H123ZM146 221V220H145ZM163 221V220H162ZM85 222V221H84ZM88 222V221H87ZM90 222V223H91ZM117 222V221H116ZM144 222V221H143ZM160 222V223H159ZM4 223V221H3ZM2 223V226H3ZM6 223V222H5ZM8 223V222H7ZM30 223V222H29ZM27 223V225L29 224ZM32 223V222H31ZM34 223V222H33ZM103 223V222H101ZM133 223V224H134ZM12 224V223H11ZM10 224V225H11ZM43 224V225H42ZM53 224V225H54ZM82 224V223H81ZM79 223V225H81ZM87 224V223H86ZM129 224V223H128ZM143 225L146 223H142ZM141 224V226H142ZM8 225V224H7ZM51 225V226H53ZM83 225V224H82ZM85 225V224H84ZM100 225V224H99ZM118 225V224H117ZM122 225V224H121ZM120 225V226H121ZM124 226L126 225L123 224ZM148 225V224H147ZM157 226V228L159 227ZM30 226V225H29ZM35 226V223H34ZM44 226V227H43ZM48 226V225H47ZM109 226V225H108ZM113 228L115 226L110 225ZM109 226V227H110ZM123 226V228H124ZM131 226V224H130ZM138 226V225H137ZM148 226V228H149ZM12 226H10L11 228ZM82 227V226H80ZM85 227V226H84ZM88 227V229H89ZM100 227V226H99ZM128 227V226H126ZM125 227V228H126ZM132 227V226H131ZM134 227V226H133ZM155 227V228H154ZM159 227V228H160ZM9 228V230H10ZM14 228V227H13ZM33 228V227H32ZM32 228H30L32 230ZM51 228V227H50ZM98 228V227H96ZM104 228V227H103ZM107 228V226H106ZM122 228V227H121ZM129 228V227H128ZM144 228V227H143ZM26 229V228H25ZM52 229V228H51ZM108 229V228H107ZM120 229V228H118ZM117 229V230H118ZM150 229V228H149ZM4 231V228L2 229ZM12 230V228H11ZM101 230V229H99ZM116 229H113V231ZM128 230V229H127ZM130 230V228H129ZM128 230V231H129ZM157 230V229H155ZM158 229L157 231H159ZM8 230H6L7 232ZM41 231V232H42ZM45 231V230H44ZM54 231V230H53ZM106 231V230H104ZM110 231V228L109 230ZM122 231V230H121ZM124 231V229H123ZM29 232V231H28ZM36 233L38 231H35ZM83 232V231H81ZM101 232V231H99ZM117 232V231H116ZM148 232V231H147ZM154 232V231H153ZM4 233V232H3ZM12 233V231H11ZM15 233V231H14ZM40 231L37 233L38 236ZM98 233V232H97ZM103 233V232H102ZM121 233V232H120ZM128 233V232H127ZM156 233V232H155ZM8 234V233H6ZM5 234V235H6ZM20 234V233H19ZM29 234V233H28ZM35 234V233H34ZM75 234V235H74ZM84 234V233H83ZM101 234V233H100ZM115 234V233H114ZM149 234V233H148ZM151 234V233H150ZM158 234V232H157ZM4 235V236H5ZM43 235V234H42ZM48 235V234H47ZM50 235V234H49ZM48 235V236H49ZM80 235L77 234V236ZM86 235V234H85ZM99 235V234H98ZM97 235V237H98ZM111 235V234H110ZM121 235V234H120ZM144 235V234H143ZM153 235V234H152ZM13 236V235H12ZM16 236V235H14ZM21 236V235H20ZM17 236V237H20ZM52 236V235H51ZM53 236V237H54ZM106 236V235H104ZM148 236V235H147ZM156 236V235H155ZM161 236V235H160ZM3 238V235L1 236ZM33 238V236H31ZM36 237V236H35ZM45 237V236H44ZM96 237V238H97ZM157 237V236H156ZM0 238V239H1ZM16 238V237H15ZM38 238V237H37ZM47 238V237H46ZM79 239V237H77ZM86 238V237H85ZM84 238V239H85ZM100 238V237H99ZM98 238V239H99ZM114 235H113V241L114 242ZM152 238V236H151ZM150 238V239H151ZM162 238V237H161ZM7 239V238H6ZM5 239V240H6ZM41 239V238H40ZM45 239V238H44ZM108 239V237H107ZM106 239V240H107ZM112 239V238H110ZM158 239V238H157ZM86 240V239H85ZM86 240V241H87ZM100 240V239H99ZM104 241V239H102ZM3 241V240H2ZM73 241V240H72ZM91 241V242H92ZM98 241V240H96ZM107 240L106 242H108ZM118 240H116L117 242ZM17 242V241H16ZM33 242V240H32ZM37 242V241H36ZM39 242V240H38ZM79 242V241H78ZM99 242V241H98ZM101 242V241H100ZM35 243V241H34ZM42 243V242H41ZM96 243V242H95ZM102 243V242H101ZM111 243V241L109 242ZM2 244V243H1ZM39 244V243H38ZM43 244V243H42ZM84 244V243H83ZM94 244V243H93ZM105 245V243H102ZM101 244V246H102ZM114 244V243H112ZM110 244V245H112ZM116 244V243H115ZM114 244V245H115ZM75 245V242H74ZM89 245V244H88ZM96 245V244H95ZM109 245V244H107ZM109 245V247H110ZM118 245V244H117ZM51 246V244H50ZM82 246V244H81ZM100 246V247H101ZM158 246V245H157ZM18 247V246H17ZM25 247V246H24ZM28 247V246H27ZM33 247V246H32ZM35 247V245H34ZM33 247V248H34ZM43 247V245L41 246ZM73 247V245H72ZM76 247V246H75ZM86 247V246H85ZM91 247V246H90ZM94 247V245H92ZM95 247H98L96 245ZM99 247V248H100ZM108 247V246H107ZM107 247H101L99 256L107 251H104L106 249H109ZM15 248V247H14ZM19 248V247H18ZM16 249V248H15ZM38 249V248H37ZM37 249L36 252H37ZM51 249V247H50ZM86 249V248H85ZM97 249V248H96ZM25 250V249H24ZM30 250V249H29ZM99 250V249H98ZM113 252L115 249H112ZM28 251V250H27ZM47 251V250H44ZM72 251V250H70ZM96 251V250H95ZM111 251V249H110ZM109 251V253H110ZM30 252V251H28ZM87 252V251H86ZM85 252V253H86ZM93 252V251H92ZM111 252V253H113ZM33 253V251H32ZM31 253V254H32ZM41 253V252H40ZM55 253V252H54ZM108 253V255H109ZM115 253V252H114ZM155 253V252H154ZM153 253V254H154ZM157 253V252H156ZM30 254V255H31ZM88 254V253H87ZM97 254V253H96ZM94 254V255H96ZM38 255V254H37ZM105 255V254H103ZM35 256V255H34ZM59 256V255H58ZM64 256V257H65ZM114 256V255H113ZM152 256V255H151ZM154 256V255H153ZM52 257V256H51ZM67 257V256H66ZM65 257V258H66ZM1 258V257H0ZM39 258V257H38ZM41 258V257H40ZM54 258V257H53ZM58 258V257H57ZM68 258V257H67ZM51 259V258H50ZM60 259V258H59ZM43 260V259H42ZM48 260V259H47ZM153 261V260H152ZM53 262V260L51 261ZM55 262V260H54ZM151 262V261H150ZM32 263V262H31ZM34 263V262H33ZM37 264V263H36ZM50 264V263H49Z\"/></svg>",
  "mask_w": 264,
  "mask_h": 264
}]
</instances>
